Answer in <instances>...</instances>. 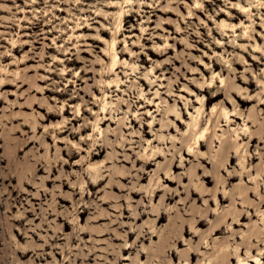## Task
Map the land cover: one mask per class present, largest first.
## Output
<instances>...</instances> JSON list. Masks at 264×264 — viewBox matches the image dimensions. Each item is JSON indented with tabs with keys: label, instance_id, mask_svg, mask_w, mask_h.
I'll return each mask as SVG.
<instances>
[{
	"label": "rangeland",
	"instance_id": "obj_1",
	"mask_svg": "<svg viewBox=\"0 0 264 264\" xmlns=\"http://www.w3.org/2000/svg\"><path fill=\"white\" fill-rule=\"evenodd\" d=\"M262 51L264 0H0V264H217L225 245L232 256L223 264H264V238L242 242L262 227L258 217L219 219L254 213L259 196L264 214V173L253 204L242 203L239 187L255 184L228 179L233 152H221L216 137L203 146L221 161L214 170L186 148L197 150L202 131L228 139L246 124L260 134L249 155L263 156L245 166L253 176L264 167V104L237 106L259 123L231 116L217 131L221 109L234 108L208 99L217 90L264 99L256 83H242L264 84ZM103 141L108 148L90 157ZM126 142L128 161L113 162ZM157 148L141 179V160ZM139 230L154 235L140 240Z\"/></svg>",
	"mask_w": 264,
	"mask_h": 264
},
{
	"label": "bare ground",
	"instance_id": "obj_2",
	"mask_svg": "<svg viewBox=\"0 0 264 264\" xmlns=\"http://www.w3.org/2000/svg\"><path fill=\"white\" fill-rule=\"evenodd\" d=\"M262 54H263L262 58L264 59V51H262ZM115 58H116V54L113 56V59H115ZM242 83L246 84L248 87H250L251 85H253V84L256 83L257 86H260L261 89L264 90V84L261 81H259V80L242 78ZM211 88H213V87H210L209 90H211ZM231 92L236 95V97H237L236 102L232 99ZM221 96L224 99V101H223L224 104L230 102V104L234 108V112L230 113L225 108H222L221 111H220V116H219V118L216 120V122L214 124V130H217V131L219 130V128H217V127L219 126V123L222 122V121L225 122L224 125H226L228 123H232L233 120L230 118L231 116H233L235 118H241L243 120V122L244 121H248V122H250L252 124V126H253V124L256 123V121H258V120H256L257 116L255 114H253L255 112L252 111L253 113H251V111H250V112H248L244 116L240 112V108L239 109L237 108V106L238 107H241L243 105H247L251 101H256L257 102V104H256L257 107H260L261 105H263L264 104V99L261 98L258 94L254 98H249L248 96H246V95L244 96L242 93H239L237 90L236 91H233V90H217L214 93H212L208 97V99L209 100L210 99H218ZM101 109H102V111L105 110V103H104V105H102ZM176 116L179 117V114H176ZM101 119H102V117L97 116L95 118V122L93 124V127L99 128L98 125H99V121H101ZM105 119H107V118H105ZM177 120L178 119H176V121ZM257 123H259V121ZM263 125H264V123H263ZM263 125L260 123L259 128L261 126H263ZM257 128H258V126H257ZM257 128H256V130H257ZM261 129H262V127L260 128V131H261ZM64 131L65 130H60V132H64ZM258 131H259V129H258ZM111 135H115L114 132H111ZM204 135H205V133H204V131H202L197 136V139L194 141L195 144H196L197 150L193 151L191 145H189V146L186 147L187 148V151H188L187 154L190 155V156H193L196 159H198L199 162H201V161L203 162V161L206 160V163H210V165L214 168V170H217L219 168L220 164H221L220 163L221 161L216 160L213 155H210L208 153L206 155H203V153L200 151L203 146L206 147L208 150H211V148L213 147L212 143L214 144L216 142V140L214 139L216 137L217 140L221 144V148H220L221 149V152L227 153L230 150L231 152L234 153V156L236 157L237 172L235 174H232V175L229 174L228 175V179L230 180V179H233L235 177H238L240 179V181H241V178H243L245 176H248V180H245V178H244V180L246 181V183L247 182H250V183H254L255 184L254 186L249 187V186L245 185V183H244L242 185L243 187H239L241 189L238 190V192L240 191L238 193V196H240L242 198V200H241L242 203L249 202V204H251V203L253 204V202H250L251 200L249 201L248 198L251 195H253L254 197H256L257 195H259L258 192H257V184L259 182L258 179L259 178L260 179L262 178L261 176L264 173V167L261 165L262 167L259 168V166H260L261 163L259 165L256 164L258 166L255 167V168L253 167V169H255L254 172H256V175L253 176V175L250 174L251 172L249 173V171H251V170L248 171V169L246 168L245 162L247 160H253L255 158L262 159L260 157L263 156V155L260 152L252 153L251 156H250L249 153H248V151H247L248 147L252 146V143L251 142L254 141L256 138H258V139L260 138V134L257 131L251 130L249 128V126H247L246 124H243V126H241L239 128V130L238 129H235V128L233 129V136H234L233 138H228V139L227 138H220V136H218L217 134H216V136L210 135L208 137L205 136L203 138ZM246 138H249V140L247 142H244V140ZM83 139L86 140V139H89V138H83ZM157 139H164V137L162 135H157ZM130 143L131 142H126V144L122 143L121 146H115L116 148H118V149L121 150V153L120 154L115 153L114 156L109 157V158H113V162H118L119 161V158L121 159L120 161L127 162L128 161V158H127V154L125 153V150H126L127 144H130ZM108 144H109V142H106V141H103V143H101V144H96L97 147L93 148V150H91L90 152L88 151L90 157L93 158L95 156H100L101 153L104 151V148H108ZM112 147H113V145H112ZM77 148L78 149H81L83 151V149L81 147H77ZM154 149H156V148H154ZM160 151H162V150H160L159 148H157V152H156V150H152L150 154H147L143 158L144 160H141V162H143L142 163V170L140 171V175H141L140 178L141 179H143L144 178V175L147 173L146 172V168L149 165L152 164V161H155L160 156V154L158 153ZM190 151H192V154H190ZM74 152H77L78 153L79 151H74ZM68 155L71 156L72 153H68ZM249 156H250V158H249ZM180 158H181V156H180ZM202 170L204 172H206L205 168H203ZM90 174H91V172H90ZM163 174H164V177H165V181H172L173 180V178H172L171 174L169 173V170L168 169ZM213 177H214V175H213ZM119 179L121 181V179H124V178H122L119 175ZM101 181H102V178L98 179L97 181L96 180L95 181L90 180L89 182H90V184H93L94 185L95 183L99 184ZM209 181H211V180H206V183H209ZM111 187H112V189H115V188L116 189H119V187H120L119 180L116 181V183L113 184ZM200 187L201 188L203 187V191H205V189H204L205 186H200ZM232 192H230V193L228 192L229 194H226V192H223L224 199L229 198L232 201L233 198H236L235 196H233L234 194ZM132 193L135 194V193H137V191H133ZM155 195H156V192L155 193L153 192V194L150 193L149 196H155ZM213 195H214V197L216 196L215 193ZM165 196H167L166 199H171L170 196L168 195L167 190H164L163 191V194H162L161 197L162 198H165ZM260 197L261 196H259V199L260 200H258V202L255 204V207L256 208L254 210L255 211L254 213L253 212L252 213H247L246 212V215H245L244 213L236 212V210L234 212H229V210H227L228 212L225 211L221 215L218 214L220 216L219 219L221 221L225 220V218H227L229 216V217H231L232 221H234L233 223L234 224H238V225H239V223H237V222H239V220L242 219L243 217H246L248 219H251V217H253V216H257L258 217V220L261 221L260 224L262 225V227L261 228L260 227H255L256 229H254L253 231L251 230V232L247 236L242 235V242L243 243H246V244L248 243L249 244V243H251V240H256V241H259L260 243L263 241V238H264V230H263V228H264V214H263V212L261 214L260 211L259 212L258 211L256 212V209L259 207L260 202L263 201V198H260ZM214 201H217V200L214 199ZM217 204H218V202H217ZM249 206H251V205H249ZM231 211H233V210H231ZM218 215L216 214V216H218ZM137 216H139V215H137ZM203 217H206V216H204V214H203ZM161 218H162V216H159L158 217V219H161ZM216 218H218V217H216ZM202 219H204V218H202ZM204 221H206V220H204ZM204 221L200 219V220H198V222L196 221L197 222L196 225H201V224L204 223ZM213 227L214 226H211L209 229L211 231H214L215 229H213ZM189 228H190V232L189 233H194V235H195L196 229H194L192 226H189ZM215 231H217V229ZM213 233L215 234V232H213ZM181 234H182V232H180L178 234V236L174 239V241H177L178 240V242H179V240H181V238H182ZM146 235H149V237L148 236L146 237ZM153 235L154 234L152 232H150V231H147V232L145 231V233H144L143 230H141L140 232H138L137 238H139L140 240L141 239H143V240L145 239L146 240L148 238H151V236H153ZM128 236H130V233L128 234ZM115 238L117 239L116 236H115ZM199 242H198V244L202 245L201 242L200 243ZM124 246L125 247H123L122 249H133L135 247V243L133 245L132 244L127 245V243H125ZM227 247L228 246L225 245V246H222L221 248H219L218 250H216L217 251L216 254H217V256L220 259V262H216L217 264H221V263L223 264L225 261H228L230 259V256H232L231 255V252H229L227 250ZM191 248L194 250L193 247H191ZM197 249H198V247L195 249V251ZM260 251H261V249H260ZM236 252H237V248H235L234 254H236ZM187 255L190 256V257H193V251L190 252V250H189ZM123 259H127V258L124 257ZM254 259L256 261L258 260V258L256 256H254ZM238 261H239L238 264H241V262L243 260L242 259H238ZM210 263H212V262H210Z\"/></svg>",
	"mask_w": 264,
	"mask_h": 264
},
{
	"label": "clouds",
	"instance_id": "obj_3",
	"mask_svg": "<svg viewBox=\"0 0 264 264\" xmlns=\"http://www.w3.org/2000/svg\"><path fill=\"white\" fill-rule=\"evenodd\" d=\"M261 255H264V252H262ZM257 264H259V261H257Z\"/></svg>",
	"mask_w": 264,
	"mask_h": 264
}]
</instances>
